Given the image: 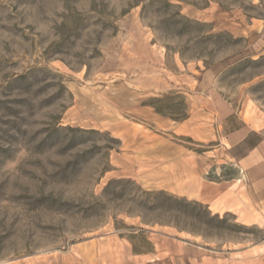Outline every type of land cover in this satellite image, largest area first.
Masks as SVG:
<instances>
[{
	"label": "rangeland",
	"instance_id": "1",
	"mask_svg": "<svg viewBox=\"0 0 264 264\" xmlns=\"http://www.w3.org/2000/svg\"><path fill=\"white\" fill-rule=\"evenodd\" d=\"M261 138L264 0H0V264H264Z\"/></svg>",
	"mask_w": 264,
	"mask_h": 264
},
{
	"label": "crops",
	"instance_id": "2",
	"mask_svg": "<svg viewBox=\"0 0 264 264\" xmlns=\"http://www.w3.org/2000/svg\"><path fill=\"white\" fill-rule=\"evenodd\" d=\"M252 132L253 131L249 129L247 125H239L228 132L225 138V143L229 148L243 147L252 140L254 135ZM240 163L242 169H244L246 178L251 182V187L254 188V190L264 199L263 138L249 146L248 151L240 158Z\"/></svg>",
	"mask_w": 264,
	"mask_h": 264
}]
</instances>
